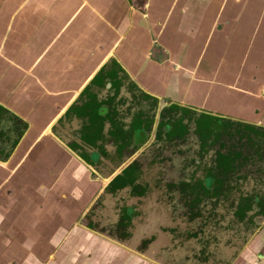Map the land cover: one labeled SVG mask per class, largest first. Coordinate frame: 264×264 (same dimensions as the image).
Returning a JSON list of instances; mask_svg holds the SVG:
<instances>
[{
	"label": "crops",
	"instance_id": "0c3cea01",
	"mask_svg": "<svg viewBox=\"0 0 264 264\" xmlns=\"http://www.w3.org/2000/svg\"><path fill=\"white\" fill-rule=\"evenodd\" d=\"M113 59L164 104L264 126V0H0V264H154L82 216L101 180L67 111ZM230 264H264V227Z\"/></svg>",
	"mask_w": 264,
	"mask_h": 264
},
{
	"label": "rangeland",
	"instance_id": "374dc122",
	"mask_svg": "<svg viewBox=\"0 0 264 264\" xmlns=\"http://www.w3.org/2000/svg\"><path fill=\"white\" fill-rule=\"evenodd\" d=\"M120 86L115 98L122 104L120 118L139 114L151 127L143 131L137 142H131L128 152L124 153H134L126 162L118 164L121 158L117 152L113 153L116 150L113 146L110 161L97 165V168L92 166L101 182L94 186L95 191L92 189L93 192H90L92 198L82 214L84 221L95 231L102 232L116 247L135 251L154 264H230L264 225V217L258 215L256 205L250 207L249 216L243 219L238 217L242 215L235 216L231 207L239 204L241 193L247 195L254 194L251 191H264L263 160L257 162L256 157L254 162L257 163L243 167L236 165L228 177H221L223 188L217 190L220 193L218 197L204 194L201 203H194L195 193L188 184L196 182L208 168L218 170L216 173L219 175L215 154L220 148H231L238 138L220 134L208 139L210 144L203 150L201 134L193 130L194 123L188 116L184 135L163 138L157 134L160 122L172 116L170 112H165L168 104L144 97L125 76ZM94 90L101 99L111 95L104 87L95 86ZM80 118L73 127H68L70 138H74L75 130L83 126L86 118ZM249 150L257 155L253 148ZM131 160L139 164L140 182L146 185L144 194L134 196L128 187L115 193L105 191L98 199L107 182ZM257 182L260 185H253ZM238 184L246 187L237 195L226 193ZM125 207H133L134 215L129 222L122 223ZM73 244L78 249H85L88 245L76 239ZM234 247L238 251L232 253Z\"/></svg>",
	"mask_w": 264,
	"mask_h": 264
},
{
	"label": "flooded vegetation",
	"instance_id": "af4514ba",
	"mask_svg": "<svg viewBox=\"0 0 264 264\" xmlns=\"http://www.w3.org/2000/svg\"><path fill=\"white\" fill-rule=\"evenodd\" d=\"M122 75L127 77L130 83L134 85L131 79L129 78L128 74L123 69V67L116 60L113 59L109 63L104 64L102 68L93 76L91 82L82 91L78 99L72 104V106L67 111V116L74 112H78L79 117H82L84 119L86 118L85 122L83 123V126L79 129V131L74 132L75 139H73L72 143L71 142L69 143V146L84 159L85 163L88 166L91 167L94 166L95 168H97V165L103 164V162L108 160L110 161L112 150H109V145H114L116 147V150H114L113 153L117 152L119 154L118 156L121 158V161L118 164L126 162L127 159L131 158V155L134 153V151L130 152V154L128 155L124 153V152H128L129 150L128 147L131 144V142L134 143L135 141L137 142L138 141L137 138L140 137L143 131L151 127V125L148 124V122H146L147 120H144L142 117H140L139 114H134L133 116L125 117L124 119L120 118L119 116V114L121 113L120 106L122 104L120 103L121 104L120 105L118 102H116L115 98L119 94L121 87L120 84H122L124 78V76ZM95 86H98L99 88L101 87L106 88L108 93H110L111 95L109 97H104L103 99H101L99 97L98 92L94 90ZM134 87L136 86L134 85ZM140 91L142 92L144 97L157 100V98L149 96L147 93L143 92L142 90ZM168 107L169 108L166 107L168 110L165 109V112H170L172 116L160 122L157 135H162L161 137L163 138L167 137L169 139L175 136L180 137L184 135L186 133V125H187L186 123H188V120H186V118L189 117L188 119L194 123L193 130H195L196 133L201 134V136L199 137L201 139V148L203 150H206V147L209 146L210 144V142H208V139L212 137L216 138L220 134L225 133L230 135V137L235 136L236 138H238V142L236 143L234 142V145H232L231 148L229 147L220 148L218 152L233 153L235 151H239L241 154L239 157L236 158V165L239 164L242 167L245 165L248 166L257 163L258 161L260 162L262 160L264 162V155H263L264 126H260L254 123L234 120L232 118L205 112L195 107L188 105L187 106L181 105L179 103H170L168 104ZM202 113H208L214 116L224 117L227 119V121H225V124L222 126V128L217 129L216 131L214 130L215 132L209 136H205L201 132V129L198 125V118ZM101 121L102 122L107 121L110 127L108 129H104V128L101 129L100 128ZM243 124L253 125L257 128V131L255 132V131H250L248 129H244ZM138 127L140 129H137ZM172 128L174 130V133H170ZM250 148H253L252 151L257 152L256 156L253 155V153H251V151L249 150ZM218 152L217 154H215L216 160L218 157ZM256 157H258L257 162H254L256 160L255 159ZM239 161H241V163H239ZM138 166L139 164L138 162H136V160H131L127 162L123 167H121L120 171H117L113 175V177L107 182L104 190L99 194L98 199H100V197L105 193V191L109 193H115L117 190L128 187L131 188V191L134 194V196H142L145 192L146 185L144 186L140 182L141 175L138 172ZM235 167L229 170L228 174L223 177L225 178L228 177L231 171L235 169ZM127 169L132 170V172L134 171V177L128 181L126 180V178L128 177V173L125 172ZM94 171L95 170L93 169V172ZM216 171L212 170V173L214 174L215 177L218 178L219 175L216 173ZM207 172L208 170L205 172V174L202 177H199L197 181L192 184H188L186 182L183 183L185 185L188 184L190 190H192L195 193L194 203L200 202L204 194L218 197L220 193L218 194L217 192L221 188H223L222 186L223 182L222 184H220L221 186L219 187L218 186L219 183L214 179L211 182L212 184L210 185V192L207 193L203 191L201 188L202 186L201 180L206 179ZM245 177H249V176H245ZM255 184L260 185V183L258 182L254 183L253 185ZM245 187L246 186L238 184L235 188H230L231 192L228 191L226 193L227 194L234 193V195H237L236 193H238V191L240 190H243ZM225 190H227V188H225ZM200 192H202L203 194H201ZM251 192H253L254 194L244 195L243 193H241V196L239 195L238 198L239 204H235L236 206L235 205L231 206L232 209H234L235 216L238 214V215H242V217L238 216L241 219L246 218L247 216H249L248 212L251 210V208H253L252 206L256 205L258 209V215L264 217V191L263 192L251 191ZM243 198H248V199L243 200ZM240 206H241V212L239 211ZM124 209L125 211L121 216L122 223H125V221L129 222L132 219V216L134 215L133 207H125ZM254 224L256 225V222ZM263 227L264 226L260 227V229L256 232V234L259 231H261ZM236 249L237 248L234 247L232 253L237 252L238 250Z\"/></svg>",
	"mask_w": 264,
	"mask_h": 264
},
{
	"label": "trees",
	"instance_id": "16d2710c",
	"mask_svg": "<svg viewBox=\"0 0 264 264\" xmlns=\"http://www.w3.org/2000/svg\"><path fill=\"white\" fill-rule=\"evenodd\" d=\"M225 121H227L226 118L224 117H220V116H214L208 113H202L200 115V117L198 118V125L201 129V132L205 135V136H209L212 133H214L217 129L222 128V126L225 124ZM244 129H248L250 131H257V128L253 125H249V124H243ZM137 129H140L139 127ZM215 130V131H214ZM170 133H174L173 128L171 129ZM264 133V131H263ZM240 152L239 151H235V152H229V153H224V152H218V157H217V167L219 168V170L221 172H219V176L218 178L214 176V174L212 173V168H208V172H207V176L205 180H201V188L203 191L209 193L210 192V185L212 184L211 182L215 179L219 184L218 186L220 187L223 182L222 180V176H226L229 172V170L233 169L236 165V158L240 156ZM263 155H264V151H263ZM126 173H128V177L126 178V180H131L134 177V171L132 172V170L127 169L125 171ZM221 175V176H220ZM122 178V177H121ZM118 180V178H117ZM218 187V189H219ZM231 192V191H230ZM248 198H243V200H246ZM239 211L241 212V206Z\"/></svg>",
	"mask_w": 264,
	"mask_h": 264
}]
</instances>
